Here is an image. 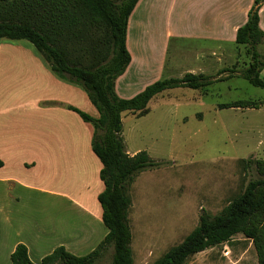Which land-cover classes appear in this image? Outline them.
I'll use <instances>...</instances> for the list:
<instances>
[{"label":"rangeland","instance_id":"1","mask_svg":"<svg viewBox=\"0 0 264 264\" xmlns=\"http://www.w3.org/2000/svg\"><path fill=\"white\" fill-rule=\"evenodd\" d=\"M157 25L164 26L163 18ZM162 32L158 29L156 35L154 31L146 35L137 31L134 37H129L137 69L135 77L130 76L126 85L117 87L118 97L130 99L143 87L158 80L181 78L188 70L201 68L207 75L215 76L224 69H242L248 60L245 48L234 42L175 40L168 44L166 67L162 69L159 66L164 54ZM70 45L68 42L67 47ZM258 51L264 59V45ZM70 54L71 58L78 56L75 51ZM176 55L184 58L172 71ZM222 57L224 61L220 62ZM261 78L264 80V70ZM239 100L263 101L264 90L232 77L198 91L164 92L149 102L144 117L123 115L121 136L126 152L134 155L145 151L159 164L139 174L130 186L128 224L132 264H153L159 260L197 227L201 214L216 216L243 191L250 179L257 177L253 171L244 170V161L264 160V106L259 110L218 108L220 104ZM77 170L78 173L72 172L67 178H82L81 167ZM82 170L90 177L95 169L86 161ZM58 215L56 212L52 217L58 219ZM64 215L62 223L66 228L83 223L74 213ZM92 222H95L92 229L100 233L104 230L95 219ZM88 253V248H81L74 256ZM111 253L109 250L95 264H110ZM0 264H10V260ZM185 264H258V260L251 240L237 235L194 255Z\"/></svg>","mask_w":264,"mask_h":264},{"label":"trees","instance_id":"2","mask_svg":"<svg viewBox=\"0 0 264 264\" xmlns=\"http://www.w3.org/2000/svg\"><path fill=\"white\" fill-rule=\"evenodd\" d=\"M139 0H0V40L26 41L40 54L59 79L79 86L98 112L93 119L73 108L83 122L93 128L91 149L102 168L99 178L104 190L97 200L107 234L89 254L76 257L63 247L56 248L39 264H95L112 251L110 264H132L128 214L130 186L135 178L159 164L145 151L130 156L122 139L124 114L137 118L148 114V104L164 92L175 89L198 91L239 77L264 90L261 73L264 59L259 46L264 33L259 29L258 12L264 0H255L245 25L235 35L236 46L245 48V68L224 69L215 76L185 74L181 78L158 80L130 99L115 92V82L130 64L126 48L128 18ZM71 45L67 47V43ZM75 51L78 56L71 58ZM85 63V64H84ZM226 74L224 78L221 76ZM263 101L239 100L220 104L219 109L259 110ZM3 166L0 161V168ZM244 170L254 172L243 191L219 214H201L197 227L179 245L153 264H185L196 254L243 235L251 240L258 264H264V160L247 159ZM10 264H33L24 245L16 246Z\"/></svg>","mask_w":264,"mask_h":264},{"label":"crops","instance_id":"3","mask_svg":"<svg viewBox=\"0 0 264 264\" xmlns=\"http://www.w3.org/2000/svg\"><path fill=\"white\" fill-rule=\"evenodd\" d=\"M254 1L139 0L127 23L126 48L131 61L116 80L115 92L130 76L135 77L136 58L129 37L137 31L146 35L163 31L159 66L165 69L171 41L235 43L236 32L245 25ZM258 17L264 33V4ZM162 18L164 26L159 28ZM184 21L189 25L183 26ZM176 56L172 71L184 58ZM247 65L248 60L242 68ZM187 72L207 75L201 68ZM67 107L98 118L85 92L56 77L30 43L0 40V262L10 260L19 244L26 247L33 264L59 247L72 255L81 248L92 252L108 232L105 227L101 233L91 228L93 219L101 227L97 197L104 190L99 178L102 165L91 149L93 128ZM86 161L95 169L90 177L82 170ZM76 166L81 167L82 178H67L78 171V167L72 169ZM56 212L58 219L52 217ZM65 213L78 215L83 223L66 228L62 223Z\"/></svg>","mask_w":264,"mask_h":264}]
</instances>
